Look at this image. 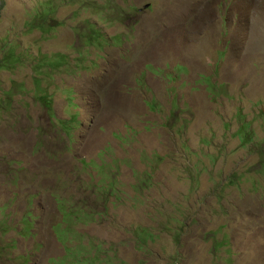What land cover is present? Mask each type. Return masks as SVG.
<instances>
[{"label": "rangeland", "instance_id": "obj_1", "mask_svg": "<svg viewBox=\"0 0 264 264\" xmlns=\"http://www.w3.org/2000/svg\"><path fill=\"white\" fill-rule=\"evenodd\" d=\"M12 49L0 264H264V0H0Z\"/></svg>", "mask_w": 264, "mask_h": 264}, {"label": "trees", "instance_id": "obj_2", "mask_svg": "<svg viewBox=\"0 0 264 264\" xmlns=\"http://www.w3.org/2000/svg\"><path fill=\"white\" fill-rule=\"evenodd\" d=\"M49 14H51V12L49 11ZM47 15L45 18H47L48 16L50 17V15ZM41 17V16H40ZM46 22V21H45ZM40 30H45L44 27L40 26ZM9 54L7 55L6 59H0V70L2 71H10L13 67L17 66L19 63H21L20 59L15 58L14 54V50L12 49L10 52H8ZM46 60V59H45ZM50 67L52 68H59L60 65L58 63H56L55 65H51ZM42 93V97L40 98V102L42 104L45 105V107H47L48 109L50 108L49 105L47 103H45V100L47 99V97L44 96L43 91L40 92ZM243 127V129L241 131L238 132V137L241 140V143H246L248 142V139L250 137V132H248V128ZM252 141V140H251ZM143 238V237H141ZM152 239V238H151Z\"/></svg>", "mask_w": 264, "mask_h": 264}]
</instances>
